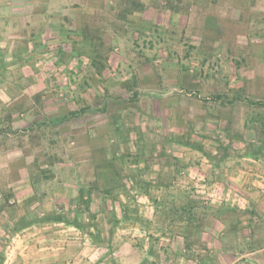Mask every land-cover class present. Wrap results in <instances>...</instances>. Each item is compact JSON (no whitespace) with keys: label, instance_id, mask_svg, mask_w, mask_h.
I'll list each match as a JSON object with an SVG mask.
<instances>
[{"label":"rangeland","instance_id":"obj_1","mask_svg":"<svg viewBox=\"0 0 264 264\" xmlns=\"http://www.w3.org/2000/svg\"><path fill=\"white\" fill-rule=\"evenodd\" d=\"M0 264H264V0H0Z\"/></svg>","mask_w":264,"mask_h":264},{"label":"crops","instance_id":"obj_2","mask_svg":"<svg viewBox=\"0 0 264 264\" xmlns=\"http://www.w3.org/2000/svg\"><path fill=\"white\" fill-rule=\"evenodd\" d=\"M62 241V240H61ZM76 244H70V243H67V244H64L63 243V246H61V254H62V258H68V257H71V254H68L71 250H74L76 247H75ZM88 262V260L86 261Z\"/></svg>","mask_w":264,"mask_h":264},{"label":"trees","instance_id":"obj_3","mask_svg":"<svg viewBox=\"0 0 264 264\" xmlns=\"http://www.w3.org/2000/svg\"><path fill=\"white\" fill-rule=\"evenodd\" d=\"M62 221V216H55L53 218H47L46 221ZM76 224H78L77 222H75Z\"/></svg>","mask_w":264,"mask_h":264}]
</instances>
